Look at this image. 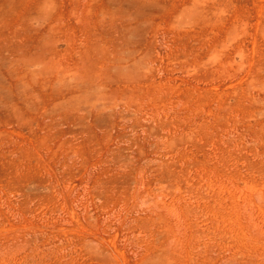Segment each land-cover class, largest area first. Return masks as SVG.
<instances>
[{
    "label": "rangeland",
    "instance_id": "rangeland-1",
    "mask_svg": "<svg viewBox=\"0 0 264 264\" xmlns=\"http://www.w3.org/2000/svg\"><path fill=\"white\" fill-rule=\"evenodd\" d=\"M0 264H264V0H0Z\"/></svg>",
    "mask_w": 264,
    "mask_h": 264
}]
</instances>
